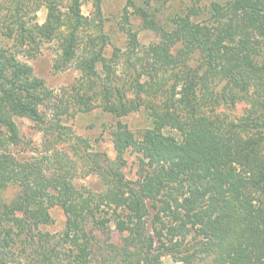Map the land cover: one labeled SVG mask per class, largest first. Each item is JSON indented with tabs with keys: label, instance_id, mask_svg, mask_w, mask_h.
Listing matches in <instances>:
<instances>
[{
	"label": "trees",
	"instance_id": "16d2710c",
	"mask_svg": "<svg viewBox=\"0 0 264 264\" xmlns=\"http://www.w3.org/2000/svg\"><path fill=\"white\" fill-rule=\"evenodd\" d=\"M104 1L85 16L83 0H0V148L21 143L14 117L47 125L40 106L50 93L17 59L37 51L39 35L59 43L56 71L72 62L82 71L73 102L116 119L114 157L83 155L105 182L101 194L77 191L64 152L47 171L0 151V264H264V0H126L119 25L132 48V18L157 41L122 75L105 55ZM239 103L240 118L223 113ZM136 114L148 122L139 133L121 120ZM47 128L53 140L67 129ZM55 205L66 214L59 233L44 230Z\"/></svg>",
	"mask_w": 264,
	"mask_h": 264
},
{
	"label": "rangeland",
	"instance_id": "374dc122",
	"mask_svg": "<svg viewBox=\"0 0 264 264\" xmlns=\"http://www.w3.org/2000/svg\"><path fill=\"white\" fill-rule=\"evenodd\" d=\"M126 0H105L104 12L108 19V25L112 31V44L108 46L106 57L112 59V64L119 75H122L130 63H136L140 66V59H145V53L148 48L156 43L155 35L150 31L141 30L138 22L134 20V33L137 34V48H132L127 32L121 29L119 25L123 16ZM93 11L92 0H83L82 13L85 16H91ZM129 10V13L130 14ZM66 12L65 8H60L53 20L57 27ZM35 23L43 26L47 23L48 8L43 6L34 14ZM90 39L89 32L82 33V47ZM39 48L37 51L28 52V48L20 50L17 53V59L29 65L33 69L34 77L43 81L45 88L50 93V99L45 105L40 106L41 112L45 115L46 126H38L35 122L25 117H14L21 137V143L18 145L11 144L0 148V151L7 154L17 163L42 162L43 168L53 171L56 168L55 155L56 151L66 153L72 160L73 168L70 170L68 179L71 180L78 192L83 195H97L105 191V182L102 177L94 172L88 163L84 160L83 155L107 153L109 157H114L112 149V138L109 130L116 121L110 115L103 112L100 108H94L91 111H84L82 107L75 104L71 98L75 88L83 80V73L77 68L76 62H72L67 68L56 71L55 63L62 54L59 43L56 39L51 41L43 40L38 36ZM12 45V42L9 44ZM117 52V57L113 53ZM34 54L31 56L29 54ZM247 108V104L239 103L236 109H222L229 117L240 118ZM127 123L135 133L148 126V122L143 115H132L121 119ZM60 124L67 127L65 134L59 138L52 139L47 127L50 125ZM47 128V129H46ZM48 141H51V143ZM54 156V157H53ZM51 158L44 160L43 158ZM132 158L129 157L126 171L130 177L134 174ZM47 173V172H46ZM14 189L10 188L3 197L11 200L14 196ZM53 219L52 226L44 228L51 233L63 231L66 222V214L60 206L50 208ZM161 264H182L171 256L162 259Z\"/></svg>",
	"mask_w": 264,
	"mask_h": 264
}]
</instances>
